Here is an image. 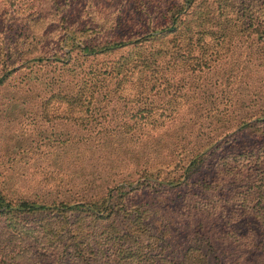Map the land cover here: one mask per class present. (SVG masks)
<instances>
[{
  "label": "trees",
  "instance_id": "obj_1",
  "mask_svg": "<svg viewBox=\"0 0 264 264\" xmlns=\"http://www.w3.org/2000/svg\"><path fill=\"white\" fill-rule=\"evenodd\" d=\"M11 105L0 264H264V0H0Z\"/></svg>",
  "mask_w": 264,
  "mask_h": 264
},
{
  "label": "rangeland",
  "instance_id": "obj_2",
  "mask_svg": "<svg viewBox=\"0 0 264 264\" xmlns=\"http://www.w3.org/2000/svg\"><path fill=\"white\" fill-rule=\"evenodd\" d=\"M7 113H9V115H6ZM5 115H6V118H5ZM4 117V118H2ZM3 119L5 120H8L9 123L12 125L11 126H5L3 124H1L2 126H0V132L2 133H5L7 131H12L14 130L15 131V106L11 105L7 108V112L6 113H0V121H2ZM14 135V134H13ZM12 151L14 150L15 151V141L13 142L14 140V136H12ZM9 143L8 142V139H3V140H0V148H3L5 144Z\"/></svg>",
  "mask_w": 264,
  "mask_h": 264
}]
</instances>
